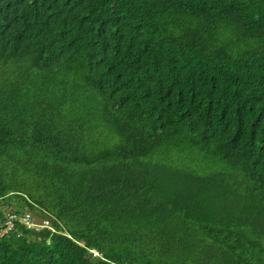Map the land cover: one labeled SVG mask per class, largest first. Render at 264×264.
<instances>
[{
	"label": "trees",
	"instance_id": "obj_1",
	"mask_svg": "<svg viewBox=\"0 0 264 264\" xmlns=\"http://www.w3.org/2000/svg\"><path fill=\"white\" fill-rule=\"evenodd\" d=\"M5 212L0 264H264V0H0Z\"/></svg>",
	"mask_w": 264,
	"mask_h": 264
},
{
	"label": "built area",
	"instance_id": "obj_2",
	"mask_svg": "<svg viewBox=\"0 0 264 264\" xmlns=\"http://www.w3.org/2000/svg\"><path fill=\"white\" fill-rule=\"evenodd\" d=\"M16 221L23 224L27 229H33L35 231H39L49 226V222L47 220H42L40 223H35L29 213L22 215L7 213L4 221L0 224V235H3L4 233L11 230Z\"/></svg>",
	"mask_w": 264,
	"mask_h": 264
},
{
	"label": "rangeland",
	"instance_id": "obj_3",
	"mask_svg": "<svg viewBox=\"0 0 264 264\" xmlns=\"http://www.w3.org/2000/svg\"><path fill=\"white\" fill-rule=\"evenodd\" d=\"M6 210H8V209H6ZM5 213H7V212H5ZM29 213H30V212H29ZM31 215L33 216L32 219H33V221H34L35 223H40V221L43 220V219L40 218L37 214H33V213H31ZM5 216H6V215H5Z\"/></svg>",
	"mask_w": 264,
	"mask_h": 264
}]
</instances>
